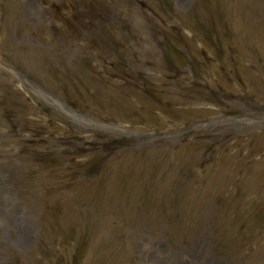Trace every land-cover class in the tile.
Masks as SVG:
<instances>
[{
  "label": "rangeland",
  "instance_id": "1",
  "mask_svg": "<svg viewBox=\"0 0 264 264\" xmlns=\"http://www.w3.org/2000/svg\"><path fill=\"white\" fill-rule=\"evenodd\" d=\"M0 264H264V0H0Z\"/></svg>",
  "mask_w": 264,
  "mask_h": 264
}]
</instances>
